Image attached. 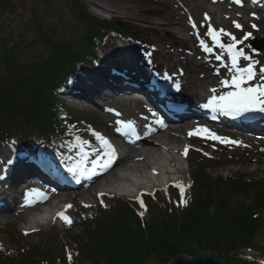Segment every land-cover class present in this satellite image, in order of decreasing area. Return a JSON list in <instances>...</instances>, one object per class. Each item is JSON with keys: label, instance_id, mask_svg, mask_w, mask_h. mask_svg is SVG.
Returning a JSON list of instances; mask_svg holds the SVG:
<instances>
[{"label": "trees", "instance_id": "obj_1", "mask_svg": "<svg viewBox=\"0 0 264 264\" xmlns=\"http://www.w3.org/2000/svg\"><path fill=\"white\" fill-rule=\"evenodd\" d=\"M66 6L84 29L77 38L59 40L46 24L47 11L43 14L36 7L31 32L0 35V144L13 139L14 134L25 145L64 136L65 106L56 96L64 90L63 84L75 74L78 64H92L94 52L108 34L132 35L124 27L93 17L79 0H67ZM36 48L43 53L38 59L30 55ZM206 170L197 169V198L193 195L181 213L169 209L152 212L147 220L139 205L119 199L110 212L103 211L102 218L86 219L89 227L85 229L86 241L77 243V263L67 250L63 259L56 260L62 264L71 260L80 264V259L91 264H171L180 257L196 259L213 253L224 264H256L240 252L260 251L257 239L264 229V183L254 182L256 195L251 204L232 208L231 196L251 183L221 177L213 180L204 174ZM34 248L0 255V264H42L45 251Z\"/></svg>", "mask_w": 264, "mask_h": 264}, {"label": "rangeland", "instance_id": "obj_2", "mask_svg": "<svg viewBox=\"0 0 264 264\" xmlns=\"http://www.w3.org/2000/svg\"><path fill=\"white\" fill-rule=\"evenodd\" d=\"M66 1L67 0H37L36 2H33V0H10V3H0V35L6 36L9 34H17L18 32H31L30 22L32 17V10L34 7H36L38 12H43V14L45 11H47V14L45 16L46 24L50 30H54L56 32L57 38L59 40L66 41L77 38L83 33L84 29L80 24H77V22L73 20L70 11L66 6ZM79 1L86 5L87 11L93 17H96L102 21L114 23L118 26L124 27L125 29H127V31H129V33L132 34L128 35L121 33L123 37L127 38V40L124 41L121 40L123 37L118 35L110 36L109 38L104 40V42H102L100 47L95 51V57L99 59L102 58L104 63L108 59H113V57H111L112 53L117 54L118 50L120 51V49H125L121 48L123 42L126 43L124 45H132L138 48V50L142 51V48L145 47V44H150L151 42L155 44H160L164 41L166 43L165 47L172 49L174 53L178 52L174 47L175 45L173 44V41L168 38H165L163 34H157L155 32V29L158 28V25L153 23L155 21H153V24H151L144 20H137L136 18H122L120 16H117L116 14L103 13L94 5L89 3L88 0ZM118 1L120 3H123L126 7L141 10H152L160 13L161 16L158 20L156 19V23L167 25L169 22H171L172 25L181 27L183 29L184 34L188 36V38H190V42L188 43V45H186L187 47H193L192 44L196 43L194 38L192 37L193 35L191 36L190 31L191 28L193 30V34L194 29L191 26L189 28V24L187 23V20L191 19L190 16H192L197 23L199 22V24L196 25L199 31L198 37L199 39L203 40L204 49L205 47H207L208 50L198 53V56H196L193 52V54L187 58L189 61H191V63L189 64L183 61V68L188 72V75L186 76L187 80L185 82V85H193L194 87L203 86L204 89H206L208 85L210 87L207 91L208 94L210 93V89L211 91H213L211 84L214 81L223 82L227 80L229 81V84L231 83V79L234 73L232 67V53L231 57L225 56V58H229L227 59L229 64L228 62H225L226 64L224 63L223 67L222 65L215 64L216 62L214 61L212 55L215 52L214 47L216 48V46H219L212 40L211 35H209L211 30L205 23L204 17L202 16V11L199 12L193 10L190 6V3H187L186 0H152L153 3L147 2L145 0ZM12 8L14 10H12ZM251 19H253V17H250L249 21ZM259 29H261V31ZM229 30V35H224V39H229V41H231L233 40V33L237 30L232 27H229ZM246 31H248L246 36H248L249 38L245 39L246 36H241L240 34L239 37L241 39L239 43L234 44L232 46L233 51H240L243 52V54L245 55L244 58L238 60L241 65V68H246L249 65H252L256 68H254V70L256 71V79L251 81V84L249 83L248 86H244L247 88L255 87L257 84H264V72L260 71L261 69H264V22L262 21L261 23H259L258 29L256 31L250 30L249 28H247ZM238 32L240 31L238 30ZM194 37H196V35H194ZM129 38H131V40L135 42L131 43ZM219 38L223 39L222 35L219 36ZM137 40L140 42L137 43ZM206 43H211L212 45L210 46H212V48L209 45H206ZM250 45L255 49H258V51H256L257 53L253 51ZM193 48L195 51H200V48L198 46L196 48ZM30 55L31 57L38 59L40 56L43 55V53L40 48H36L32 53H30ZM219 56L220 54H218V57ZM127 60L128 58L125 57V54L122 53V51H120L119 57L114 59V61L120 64H129V67H131V64ZM161 65H163L162 62ZM134 66H132L131 68H133ZM104 68L105 69L101 70L100 72L98 71V74L94 75V68L90 67L89 65L79 67L77 74L82 73V71H85L83 72V74L85 75H82V77L79 79V82H81L82 84L81 87H93L92 80L99 82L103 81V73L106 71V69L109 70V74H107L106 78H104L106 81L108 78H111L112 82L113 80H115L113 77H118L120 79L122 78L121 75L118 74L116 71H112V69L120 71L122 70V68L106 65ZM165 70L167 69L164 68L163 71ZM174 70V74H172L171 77L178 75ZM125 78L126 76L123 75L122 80H126ZM115 81L117 84L119 83L118 80ZM126 81H128V83H132V81L130 80ZM109 85L114 84L109 83ZM201 87L197 89L200 90ZM234 90L236 91L235 88ZM234 90L233 87L230 86V88H221L219 91H223L224 93H230L234 92ZM102 91L103 94L108 93V91L104 88ZM81 92L82 94H84H79L80 96H77L76 98H74V100L65 97V95L62 96V94L59 95V97L57 96V99L64 102L63 105L65 106V110H63L62 112V116H68L69 118L75 116L77 117L76 120L79 121L78 124L69 122L66 126V132L64 136L59 135L57 138L55 137L48 140V143L50 145L43 144L47 150L48 148H50V151L52 152L54 150H57L59 155H61V158H73L74 160H78L82 159L84 154H86L87 146L85 147L86 151L83 150V152H81V149H79V151L77 150L73 154L72 152H68V150H65L68 149L67 142H71V138L74 139V142L77 144L80 141H90L94 146H99L100 148L102 147V144L100 145V141L96 139V137L93 135V132H98L101 135L106 136L108 132H113V128L117 125L116 120L118 119H114L111 116L105 114L103 108H101H110V106H112V103L110 101L103 103L101 99L96 98L95 100H93L96 106L89 107L87 106V101L81 100L82 98H86L84 97L86 95V92ZM125 110H128L129 113L125 115L123 114L121 120H125V122L139 121V124L143 121V119L138 116L140 115L139 111L142 110V107L140 105H137L135 103L132 104V106H125ZM69 118L67 120L71 121ZM80 119L86 122V124H81L82 122ZM110 119L112 120V122H110ZM109 122L112 124H109ZM73 129H75V137L72 136ZM69 135L72 137H70ZM216 135L235 141H240L242 142V145L220 143L217 140L208 138L207 134L204 132H200V134L194 135V137L192 138V142H189L187 144L188 147H190L191 149V152L188 156L189 163L185 162L182 166V168L186 171L187 177V181L185 182L184 186L190 188L191 180L195 181L194 188H192L191 191L189 190L188 192L183 193L182 195V197H184L186 200L185 205H182L183 202H179L178 198L176 197V192L178 190H171L170 194H168L167 192L156 190L158 193L156 194L158 200V202L156 203L157 205L153 202L154 200L152 201L149 199L147 200L148 206L145 205L146 208L148 207V211H145V208L141 207V209H144L142 211L143 213L141 212V214H144L145 219L149 220L150 213L152 212L163 213L165 210L169 209V212L171 211L181 213L183 209L187 208V206L191 202V197L194 195V197L197 198L196 196L198 195V193L196 184L199 174L197 169H201L202 167L207 168L204 174L212 178L213 180L217 177H221L225 181L231 178L232 181L237 179L235 180L237 182L239 179H241L247 183H251L249 184L250 186L248 187V189L245 188L239 193H236L231 196L230 204L232 208L238 207L241 204L249 205L252 203L253 198L256 195L254 191L256 189V186H254V182L264 183V142L260 141V139H232L229 136L226 137L223 135H219V133H217ZM13 138H15V140L20 139V137L15 134ZM77 138H79V141L77 140ZM65 143L66 147H64ZM13 145H15V143L13 144V142L8 143L5 146L0 145V158L2 157L1 155H5L0 159V166L5 160L12 162L13 157H10L9 149H11ZM30 148L32 147L25 149L29 154H35V152L38 151L37 149ZM193 149H197L198 152L194 151ZM97 155L98 156L96 157V160L99 158L100 153H98ZM86 156L88 157L87 154ZM23 157L26 158V156ZM91 158L92 155L90 156V159ZM14 166H12L10 170H12ZM5 173L7 177L8 171ZM76 193H79V191L71 193L70 195ZM95 193L90 199L93 205L91 208H88L86 205H84L85 207H83L79 201H75L74 199H72V202H74V208L65 213V215L70 217L71 221H74V224L72 226L66 225L64 220L61 219L59 221H56V223L52 226H48L45 229H41V232H39L38 234L26 236L24 235V233L21 232L20 227H14L9 224L4 225L2 221H0V255H4L11 252L17 253L18 251H21L24 248L35 247L34 249L36 251H45V257L41 258L42 264H62V262H59V260H56V258L63 259V256L65 257V250L68 251V256L74 255L76 260V258H78L80 255V246L78 250V248L76 247L78 246L77 243H80V241L84 240L86 241L84 234L87 232L85 231V229L89 227H86V219H90L91 221L102 218L105 212H110L115 207L117 200L119 199L128 203H133V201L128 198L129 196L134 195L131 187L128 188L121 186L117 188V195H124L126 196V198H118L115 196L105 197L102 200H99V198L94 196ZM12 194V191L9 192V196H12ZM79 195L81 196L82 194L79 193ZM69 198L71 199V196ZM81 198L83 197L81 196ZM136 201H139V199ZM134 205L137 206V204ZM102 206L104 208H101ZM104 210L107 211L103 212ZM106 215L107 214H105V216ZM261 217L264 219V210L261 213ZM91 227L94 228V226ZM262 234L263 235H260L257 239V246L260 248V251L244 250L240 252L242 256L248 258L249 260L251 259L256 264H264V229L262 231ZM48 254H51V262L50 259H48ZM218 261L220 262L219 259ZM70 264L75 263L73 262V260H71ZM80 264L91 263L85 261L84 259H80Z\"/></svg>", "mask_w": 264, "mask_h": 264}, {"label": "bare ground", "instance_id": "obj_3", "mask_svg": "<svg viewBox=\"0 0 264 264\" xmlns=\"http://www.w3.org/2000/svg\"><path fill=\"white\" fill-rule=\"evenodd\" d=\"M88 1L103 13L116 14L122 18H136L137 20H144L151 24L154 23L158 25V28L155 29L157 34H163L165 38L174 42V47L178 51L177 53H174L172 49L165 47L166 43L164 41L160 44H155L153 42L145 44L144 48L141 46L142 51L132 45H124L126 43L123 42V46L127 49V51L122 53H124L125 57L128 58L127 61L131 64V67L135 65L140 68L138 72L145 79L149 77L148 73L151 71L153 73L158 70L163 71L164 68H166V72L171 74L175 69L174 71H176V74L181 75L179 83L182 89L177 87V90L183 92L184 97H179L176 91L171 90L170 87L172 84L170 82L168 84L162 83L160 87H156V89L154 88V96H164L167 100L172 101L181 98L179 102L186 106L188 110H191L194 107L193 113H195L198 119L194 120L195 123H186V126H177L176 128L156 123H153V126H150V124L146 123V129L140 133V143L137 145L133 143L130 148L126 147V149H123V145L118 141V139H116L117 136L115 133L108 132L106 136L102 135L115 149V155H118V160L116 161L114 158L111 167L106 170H102L98 166L97 171L92 172L91 174L76 173L73 175L70 173L71 177L79 180V183H72L74 181H70L68 183V187L64 188V191L55 190L50 193H39L35 185L29 183L31 181L30 179L36 177L31 172L33 170H30L29 168L32 166L35 169V165L33 164L36 160L29 162V166L26 168V171H30L26 173L25 177H21V180L18 182L19 185L25 183L24 185H26V188L20 189L17 184L14 187L15 190L11 196V204L4 207L0 212V221H2L4 225L9 224L14 227H20L21 232L24 233V235L41 232V229L52 226L56 223V221L61 220L58 214H65L70 211L72 207H74L72 199L79 201L83 207L86 205L88 208H91L93 205L90 199L95 192L94 196L97 198L115 196L118 198H126L124 195H117L116 192L118 187H131L133 193L134 190H137L140 193H153L156 192V190L164 191L172 184H181L186 191L188 188L184 185L187 181V177L186 171L182 168V166L185 162L189 163V153L185 156L184 152L188 147L187 144L192 142L190 135L196 127L203 124L200 120L203 115L212 118V120L216 122L221 121V117H219L212 108H205L204 104L208 103V100L212 98L215 91L221 88H230V86H225L222 81H214L211 84L213 91L210 89V93L207 94L208 88H210L208 85L206 89H204L203 86H200V90L197 89L200 88L198 86L194 87L193 85H185L187 79L181 74L183 71H186L183 68V61L189 64L191 61L187 58L191 56L193 52L196 56H198V53L205 51L201 42H198L199 37L196 27L194 28L196 37L192 36V29L190 28V26H192V22H195V24H199V22L197 23L192 16H190L192 19L187 20L191 36L196 42L192 45L195 48L197 46L200 48V51H195L193 47L186 46L190 42V38L184 34L181 27L174 26L171 22L167 25L156 23V19L158 20L161 16V14L156 11L126 7L118 0ZM263 1L264 0H255V2L254 0H240V3H235L234 0H186L187 3H190L193 10L203 12L202 16L204 17L208 28L211 30L215 29L218 35L220 30H223L225 33L224 35H229V27L237 30L233 33L235 40L229 41V39H224V35H222L223 39L221 42L224 44L223 49L215 45L216 49L214 54L220 52V55L222 56L221 60H223L225 56L231 57V53L228 51V45L238 44L241 39L239 37L240 34L241 36H246L248 32L246 31L247 28L256 31L259 23L262 21L264 22ZM258 15L263 19H261ZM206 16L208 19H205ZM250 17H253V19L249 21ZM237 24L241 27L237 28ZM238 30L240 32H238ZM259 30L261 31V29ZM209 44L211 43H206V45ZM118 54L120 55L119 50ZM212 56L214 61H216L214 55ZM114 59V57L113 59H108L106 61V66H115L125 69L127 71L126 80H141L135 72L136 70L132 71L133 68L129 67V64H120L114 61ZM161 62L163 65H161ZM146 67L149 68L147 69L149 72L145 70ZM103 74L107 76V74H109V70L106 69ZM102 80L103 81L101 82L92 80L93 87H87L90 94L86 95V98L90 100L99 98L103 103H105L110 100L109 95L115 94L114 92H119L121 90L119 88L120 86H117L115 80L112 81V84L114 85H109L108 81L105 79ZM103 88L107 90L108 93L103 94ZM158 90L160 94H157ZM110 102L117 110L123 109L124 115L129 113L128 110H125L124 106H132V103H127L125 101ZM147 116L145 115V119L150 121V115ZM229 119L230 121H234L233 117H229ZM110 122H112L111 119ZM110 122L109 124H112ZM228 122L225 123L230 126V123ZM93 149L96 148L94 147ZM98 149L99 151L96 153L103 155L102 162L100 164L108 163V159L104 157V149ZM10 151L11 149H9V152ZM1 156L4 157L5 155L3 154ZM37 163H39V161ZM41 167L42 169H47L44 166ZM51 175L55 176L54 174ZM62 175V173L59 174L61 179ZM15 176L16 174L13 175L12 178ZM162 182H166L167 185L163 187ZM42 190L44 191V189ZM78 191L82 194L81 196L83 198H81L79 193L70 195L71 193ZM5 192L6 191H4L3 194L5 196V200H7L10 196ZM101 193L104 195L101 196ZM70 196L71 199L69 198ZM128 198L130 200H137V196L135 195H131ZM68 205H71V208H69ZM65 224L69 225L67 223ZM73 224L74 221H72L70 226Z\"/></svg>", "mask_w": 264, "mask_h": 264}, {"label": "snow or ice", "instance_id": "obj_4", "mask_svg": "<svg viewBox=\"0 0 264 264\" xmlns=\"http://www.w3.org/2000/svg\"><path fill=\"white\" fill-rule=\"evenodd\" d=\"M235 3H240V0H234ZM255 2V0H254ZM205 19H208L206 16ZM193 28L196 27L195 22H192ZM237 28H240L241 26L239 24L236 25ZM255 27V26H254ZM225 33L223 30H220L219 35L216 33V30L213 29L209 35H211L212 40L221 48L224 47V44L221 43L219 36L224 35ZM249 37L246 36L245 39H248ZM233 40H235V37H232ZM201 45H203V41H201ZM205 50L207 51V47H205ZM228 51L232 53V67L234 70L233 77L231 79V83L229 85V81L225 80L222 83L225 86H231L236 89L234 92H230L225 96H213L212 99L204 105L205 108H212L215 110H220L227 112L229 114L234 115H244L249 112H260L264 113V84H257L255 87H244L245 84L250 83L251 81L256 79V71L254 70L252 65H249L246 68H240L238 66V57L243 56V52L235 51L233 52V46L228 45ZM247 59V58H246ZM261 72H264V69L260 70ZM119 115V113H117ZM124 129L125 134L132 133L135 134V129L132 122L125 123L124 121H118ZM119 131V129H118ZM200 132H204L207 134V137L210 139H214L219 141L220 143L224 144H231V145H242V142L231 140L225 137H220L216 135L215 133L210 132L208 129H197L195 134H200ZM93 135L96 137L97 140L101 141L102 147L104 149V157L108 159V163L106 164H100L99 167L102 170H106L107 168L111 167L113 163V158L115 157V149L111 145V143L103 137L98 132H93ZM79 141V138H77ZM80 147L81 152H83L85 146H89L87 141H80L77 145ZM246 146V145H243ZM99 149H93V152H98ZM187 148L185 149L184 155L187 156ZM87 156L84 155L82 157V161L86 160ZM93 167H96V164L94 163ZM80 170V166H77V168L69 167L68 171L71 172L73 175L77 173V171ZM176 187L180 188L181 194L183 195L184 187L181 184L175 185ZM101 196L104 194L101 193ZM141 205H143V201H140ZM69 208H71V205H68ZM62 220H64L65 223L71 225L72 221L70 217L65 215L64 213L58 214Z\"/></svg>", "mask_w": 264, "mask_h": 264}, {"label": "water", "instance_id": "obj_5", "mask_svg": "<svg viewBox=\"0 0 264 264\" xmlns=\"http://www.w3.org/2000/svg\"><path fill=\"white\" fill-rule=\"evenodd\" d=\"M171 264H224L219 262L215 254H200L196 259H191L189 257H180L175 262Z\"/></svg>", "mask_w": 264, "mask_h": 264}]
</instances>
